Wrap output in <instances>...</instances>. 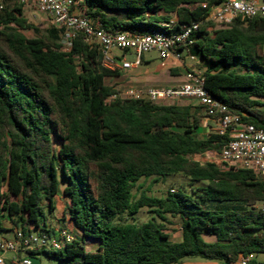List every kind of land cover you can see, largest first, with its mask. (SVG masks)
<instances>
[{"label":"trees","instance_id":"1","mask_svg":"<svg viewBox=\"0 0 264 264\" xmlns=\"http://www.w3.org/2000/svg\"><path fill=\"white\" fill-rule=\"evenodd\" d=\"M73 1L108 30L171 33L200 22L192 53L203 64L206 90L246 123L264 128L263 19L207 22L215 0ZM8 2L0 0V234L11 227L25 235L47 231V211L53 214L65 196L64 219L79 236L61 251L32 258L234 264L253 254L250 264H259L264 210L256 206L264 201V180L193 159L222 149L220 136H201L202 108L121 97L106 82L118 71L104 67L98 45L79 34L66 52L60 29L42 33L25 17L24 4ZM27 30L35 37L18 32ZM173 175L188 178L190 189L134 194L142 179ZM144 208L160 221L118 222ZM168 216L180 219L177 240L164 224Z\"/></svg>","mask_w":264,"mask_h":264},{"label":"built area","instance_id":"2","mask_svg":"<svg viewBox=\"0 0 264 264\" xmlns=\"http://www.w3.org/2000/svg\"><path fill=\"white\" fill-rule=\"evenodd\" d=\"M24 5L36 8L37 12L49 16L54 25L62 31L63 50L69 52L73 40L82 34L89 44L98 45L104 67L116 70L131 69L133 63L123 60L125 52H135V65L140 64L143 54L156 52L165 63L169 58L179 62L188 59L186 81L170 88H135L125 90L121 97L147 100L157 104L173 99L198 101L204 114L214 122V134L222 138V149L218 153L223 170H249L264 180V128L246 123L243 118L232 113L228 106L212 97L205 87L204 72L197 68L198 57L191 50L197 42L194 34L201 23L185 25L179 32L134 34L129 31L105 29L100 21L93 22L83 13L73 11V0H19ZM206 4H204L205 6ZM255 19L264 20V0H215L209 7L207 22L229 26L240 20L248 23ZM174 22L164 24L171 28ZM122 55H120V54ZM264 210V201L256 206ZM77 236L64 227L49 228L44 232L25 235L16 231L12 239H0V264H6L4 254H13V264H33L31 254L43 251H61L72 244ZM253 254L245 255L234 264H250Z\"/></svg>","mask_w":264,"mask_h":264},{"label":"rangeland","instance_id":"3","mask_svg":"<svg viewBox=\"0 0 264 264\" xmlns=\"http://www.w3.org/2000/svg\"><path fill=\"white\" fill-rule=\"evenodd\" d=\"M14 3H19V2H18V0H9V2L7 4L12 6ZM34 11L35 12L33 13L32 10H30L28 7L24 6L25 17L28 19V21L30 23L34 24L35 26H37L42 33L46 32L48 30L47 26L50 27V20L48 18L46 20L39 19L40 16L43 17L44 14L37 12V10H34ZM45 17H47V15ZM18 32L20 34L28 37V38L35 37V33L32 30L18 31ZM155 56H157L155 53L146 54V57H148V58H152V57L154 58ZM129 59L134 60V55H131L129 57ZM157 63L158 62L156 61L155 65ZM106 82H107V84L114 86L115 89L120 94H123L125 92V90L127 89L124 87L119 88L116 84L113 83V81L110 78H108ZM194 101L198 102L196 100H194ZM213 132H214V130L211 133L213 134ZM211 133L207 130H206V132L203 133L201 130V136L202 137H207ZM56 146L58 147V145H56ZM193 159L195 161H199L201 163L214 162V163H217L218 165H220V157L218 155V152H216V151H209V152H206L205 154H202V155H196L193 157ZM181 189H185L187 191L190 189L188 178L184 177L183 175H173V176H169L167 178L158 179V180H156L154 178L142 179L136 185V188L134 190V194L136 195V197H139V195L141 194L142 191H147L150 196L163 197L168 193V191L177 192L178 190H181ZM58 203H59V213L55 212L53 214H50L47 211V216H48L47 223L49 226H52L53 223L60 225L61 227L64 226L63 210H64L65 205H66L65 198L63 196H61L58 199ZM57 214H59V216H61L62 221H59L57 219V217H56ZM152 219H156L157 221H160L158 218H156V215L154 213H152L150 209L144 208L134 217H131L129 215L122 216L121 218L118 219V222L119 223L143 224V223H146ZM6 224L9 225L10 223H6ZM164 224L166 225L168 232L173 236V238H175L176 240L179 239L180 231H181L180 219L168 216V221L165 222ZM64 227H66V225ZM15 231H16V229H12V227H11V231H9L8 233L0 234V239L3 237L12 238ZM32 259H33V264H61V262H59L58 260L51 258L45 254L36 255ZM185 261L188 264L189 263L193 264L194 262L204 261V260L186 259ZM257 261L259 264H264V254H259L257 256ZM10 264H13L12 261Z\"/></svg>","mask_w":264,"mask_h":264},{"label":"crops","instance_id":"4","mask_svg":"<svg viewBox=\"0 0 264 264\" xmlns=\"http://www.w3.org/2000/svg\"><path fill=\"white\" fill-rule=\"evenodd\" d=\"M19 2V0H18ZM28 7L32 12L34 13L36 8L30 6V5H24ZM73 11L75 13H83L82 8L78 3H75L73 6ZM44 14L43 17L40 16L39 19L46 20L47 18L50 20V27L47 26V29L51 27H55L53 20ZM193 50V49H192ZM191 50V52H192ZM155 53L157 56L154 58H148L146 57V54H143L140 57V64L135 65V61L137 59V55L135 52H125L123 55V60L133 63V67L131 69H122L121 67L117 68L118 75L115 77H111L110 79L113 81L114 84H116L119 88H170V87H176L186 81V69L190 65V61L186 59V61L179 62L175 58H169L165 63H163L156 52H150ZM120 54V53H119ZM122 55V54H120ZM131 55H134V60H130L129 57ZM156 61L158 62L156 65ZM197 68L204 71L203 64L198 58V62L196 64ZM107 81V80H106ZM117 87V88H118ZM160 104H175L179 106H192V107H199L198 102H195L191 99L181 98V99H173L164 101ZM199 114L202 117V132L209 131L210 133L215 129V124L212 120H210L202 110H200ZM61 197V196H60ZM58 197V199L60 198ZM66 200V205L63 210V214H65L66 206L69 204V199L63 196ZM56 213H59V203L57 202V209L55 211ZM54 212V213H55ZM57 219L59 221L61 220V216L57 214ZM64 217V216H63ZM66 225V227H64ZM64 228L69 229L70 231L74 232L76 236H79V232L74 228L73 224L70 222L68 218L64 219ZM52 228L54 227H61L60 225H57L55 223L52 224ZM13 238V237H12ZM12 238H6L3 237L1 239H12ZM5 261L7 264L11 263V260L13 258V254L6 253L4 254ZM192 264V263H189ZM193 264H221L219 262H209V261H197Z\"/></svg>","mask_w":264,"mask_h":264}]
</instances>
